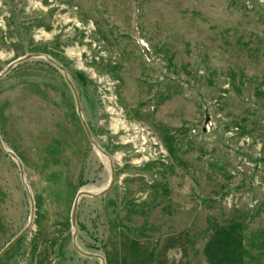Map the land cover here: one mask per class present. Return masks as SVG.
Listing matches in <instances>:
<instances>
[{"label":"rangeland","instance_id":"rangeland-1","mask_svg":"<svg viewBox=\"0 0 264 264\" xmlns=\"http://www.w3.org/2000/svg\"><path fill=\"white\" fill-rule=\"evenodd\" d=\"M26 55L0 264H264V0H0V74Z\"/></svg>","mask_w":264,"mask_h":264},{"label":"water","instance_id":"water-1","mask_svg":"<svg viewBox=\"0 0 264 264\" xmlns=\"http://www.w3.org/2000/svg\"><path fill=\"white\" fill-rule=\"evenodd\" d=\"M33 55H26V56H24V57H21V58H19V59H17L15 62H13L5 71H3V72H1V74H0V79H1V77H3L4 75H6L15 65H17V64H19V63H21V62H23V61H26L28 58H31ZM45 58H47L48 60H50L54 65H56L57 66V68H59L60 69V71H62L63 72V74L65 75V78H66V80H67V82H68V84H70V86H71V88H72V90L74 91V94H75V99H76V104H77V111L79 112V114L81 115V102H80V99H79V96H78V94H77V91H76V89H75V87H74V85L73 84H71V81H70V79H68V74H67V72H66V70H65V68L62 66V65H59L58 63H56L55 62V60L53 61L50 57H47V56H45ZM82 121H83V125H84V128H85V130H86V132H87V134H88V136L87 137H89V139H90V141L92 142V144L99 150V151H101V152H103V150H100L101 148L98 146V144L96 143V141L94 140V138H93V136L91 135V132H90V130H89V128H88V125L86 124V122H85V120H83V118H82ZM0 146H1V148L5 151V152H7L8 154H10L13 158H15L17 161H18V164H19V167L21 168V171H22V174H23V167H21L22 166V164H21V162L19 161V158L17 157V155L14 153V152H12V151H9V150H7V149H5L4 148V146H3V143H2V139L0 138ZM103 153H105V152H103ZM113 163L111 162V167H112V175H113V177H112V179H111V182H110V185H109V187L108 188H106L105 190H103L102 192H100V193H93V192H81V193H79L78 194V196H77V198L75 199V206H74V212H73V225L75 226L76 225V214H77V207H78V203H79V199H80V197L82 196V195H85V196H90V197H101V196H104L106 193H107V191L109 190V189H111V187L113 186V184H114V174H115V172H114V170H113ZM28 195H29V198H30V200H31V207H32V209H31V218H30V221H29V224L21 231V233H19L13 240H11L9 243H8V245H6L5 246V248L0 252V259H1V257L8 251V250H10V247H12L13 245H15L24 235H25V233H27L31 228H32V226H33V224H34V219H35V213H36V208L34 207L35 206V202H34V198H33V196H32V194L30 193V191H28Z\"/></svg>","mask_w":264,"mask_h":264},{"label":"bare ground","instance_id":"bare-ground-1","mask_svg":"<svg viewBox=\"0 0 264 264\" xmlns=\"http://www.w3.org/2000/svg\"><path fill=\"white\" fill-rule=\"evenodd\" d=\"M117 124H115V130L117 129V127H118V125H121L122 127H123V129H126V130H129L130 128L128 127V125H126L125 124V122H119L118 120H117V122H116ZM137 129V128H136ZM136 129H134V130H136ZM137 131V130H136ZM135 137V136H134ZM129 142V141H128ZM142 149V151H141V153H144L145 151H144V149L143 148H141ZM144 151V152H143ZM100 153H102L101 151H99Z\"/></svg>","mask_w":264,"mask_h":264},{"label":"built area","instance_id":"built-area-1","mask_svg":"<svg viewBox=\"0 0 264 264\" xmlns=\"http://www.w3.org/2000/svg\"><path fill=\"white\" fill-rule=\"evenodd\" d=\"M147 151V150H146Z\"/></svg>","mask_w":264,"mask_h":264}]
</instances>
